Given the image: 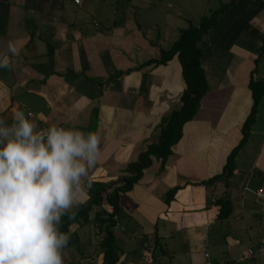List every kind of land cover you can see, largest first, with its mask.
Masks as SVG:
<instances>
[{
    "label": "crops",
    "instance_id": "crops-1",
    "mask_svg": "<svg viewBox=\"0 0 264 264\" xmlns=\"http://www.w3.org/2000/svg\"><path fill=\"white\" fill-rule=\"evenodd\" d=\"M115 1L0 0V53L10 43L17 50L8 53L10 66L0 67V118L10 123L22 110L38 129L56 124L96 133L100 154L85 185L127 174L159 140L164 117L180 107L186 88L177 56L155 62L168 49L165 38ZM200 46L208 91L168 158L152 156L121 194L118 264H264V196L258 193L264 192V95L235 170L209 181L242 139L253 105L250 80L264 81V0H237ZM88 198L85 188L81 199ZM219 198L232 204L228 218L218 217ZM88 224L96 242L80 233ZM254 227L251 252L244 245ZM70 229L80 243L62 250L64 264H103L98 225Z\"/></svg>",
    "mask_w": 264,
    "mask_h": 264
},
{
    "label": "clouds",
    "instance_id": "clouds-1",
    "mask_svg": "<svg viewBox=\"0 0 264 264\" xmlns=\"http://www.w3.org/2000/svg\"><path fill=\"white\" fill-rule=\"evenodd\" d=\"M8 45L0 67L10 66ZM101 138L53 124L38 129L30 114L0 118V264H64L70 234L62 218L83 203L85 188L100 154Z\"/></svg>",
    "mask_w": 264,
    "mask_h": 264
},
{
    "label": "trees",
    "instance_id": "trees-1",
    "mask_svg": "<svg viewBox=\"0 0 264 264\" xmlns=\"http://www.w3.org/2000/svg\"><path fill=\"white\" fill-rule=\"evenodd\" d=\"M236 1L229 0L223 3L221 7L213 10L210 15L204 16L199 25L191 23L188 27L182 28L179 38L170 48L163 49L161 58L155 60L157 64H166L175 56L178 57L186 82V88L180 98L181 105L164 117L159 140L148 144L147 149L140 154L138 160L130 163L127 167V174L111 181L90 182L89 198L80 203L75 209L70 210L75 213L74 219L64 216L59 226L60 231L70 234V241L66 248L80 243L77 230L72 231L70 229L73 224L83 226L94 221L100 232L103 233V238L99 243L103 253V264L119 263L120 256L116 251L117 237L114 227L117 224L116 216L121 209L120 196L134 187L135 183L144 174V170L151 165L152 156L162 158L163 161L168 158L172 153L173 145L182 136L184 124L193 119L197 113L201 99L208 91V81L201 61L203 49L200 46V41L217 25L219 15L231 8ZM249 86L252 90L253 105L242 127V139L228 154L223 171L214 175L209 181H215L224 175L227 178L231 176L236 168V156L248 140L256 121L261 98L264 95V81L251 79ZM172 197L173 191L168 195L167 200L170 201ZM105 204L110 205V210L105 207ZM216 204L219 206V218H228L231 215L232 204L228 198H219L216 200ZM95 208L97 210L94 216L91 217V213Z\"/></svg>",
    "mask_w": 264,
    "mask_h": 264
},
{
    "label": "rangeland",
    "instance_id": "rangeland-1",
    "mask_svg": "<svg viewBox=\"0 0 264 264\" xmlns=\"http://www.w3.org/2000/svg\"><path fill=\"white\" fill-rule=\"evenodd\" d=\"M229 0H116V5L120 11H125L132 18L140 17L141 21L146 25L150 24V29L153 30V36L158 33L164 39L163 47L169 48L174 41L180 36L182 28L188 27L191 23L199 25L204 16H208L215 9L221 7L223 3ZM169 3L173 4L169 6ZM180 12V15L178 13ZM257 222V221H255ZM92 225V224H91ZM90 224L86 225L80 233L83 239H91L96 242L98 234L94 227ZM257 227H254L245 250L250 247L251 252L255 249L253 240L257 239ZM245 236L246 233H243ZM249 237V236H247ZM257 249V248H256ZM255 249V250H256ZM238 255V249L236 251ZM238 264V260L235 262ZM70 264H76L73 261Z\"/></svg>",
    "mask_w": 264,
    "mask_h": 264
},
{
    "label": "built area",
    "instance_id": "built-area-1",
    "mask_svg": "<svg viewBox=\"0 0 264 264\" xmlns=\"http://www.w3.org/2000/svg\"><path fill=\"white\" fill-rule=\"evenodd\" d=\"M76 2H80V0H76ZM43 128H47V127L46 126H42L40 129H43ZM258 193L260 195L264 196V192L261 189L258 190Z\"/></svg>",
    "mask_w": 264,
    "mask_h": 264
}]
</instances>
